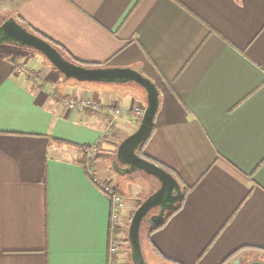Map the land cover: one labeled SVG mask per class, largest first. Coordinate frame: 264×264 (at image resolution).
Listing matches in <instances>:
<instances>
[{
	"label": "crops",
	"instance_id": "1",
	"mask_svg": "<svg viewBox=\"0 0 264 264\" xmlns=\"http://www.w3.org/2000/svg\"><path fill=\"white\" fill-rule=\"evenodd\" d=\"M15 15L67 60L133 69L158 88L143 154L191 191L148 236L152 264L264 263V0H18ZM29 66L0 49V264H109L111 205L86 151L114 185L146 92L16 72L40 74ZM79 99L127 115L111 124L64 106Z\"/></svg>",
	"mask_w": 264,
	"mask_h": 264
},
{
	"label": "water",
	"instance_id": "2",
	"mask_svg": "<svg viewBox=\"0 0 264 264\" xmlns=\"http://www.w3.org/2000/svg\"><path fill=\"white\" fill-rule=\"evenodd\" d=\"M0 37V45L28 48L40 53L67 80H75L79 83L134 84L146 92L147 106L144 116L138 129L118 147L113 170L122 176L143 172L160 182V188L134 213L127 235L132 263L147 264L141 242V228L144 220L151 211L158 210V213L150 218L148 228L149 230L159 228L164 224L167 215L173 212L183 199L182 187L171 173L137 154L151 133L159 110L158 88L151 80L133 69L87 68L77 65L67 60L51 43L19 24L15 18L8 19L0 27ZM241 263V259H237L231 264ZM250 264L264 263L252 262Z\"/></svg>",
	"mask_w": 264,
	"mask_h": 264
},
{
	"label": "rangeland",
	"instance_id": "3",
	"mask_svg": "<svg viewBox=\"0 0 264 264\" xmlns=\"http://www.w3.org/2000/svg\"><path fill=\"white\" fill-rule=\"evenodd\" d=\"M18 0H0V23L4 19L8 18H16L15 15V8ZM5 53L11 55L15 58L16 62H21V65H29L28 68L34 69L33 66L38 69L40 74L33 73V77L37 78L38 80L44 81V78L47 74L46 71L50 69V71H57L47 60L44 58L40 53L28 49V48H19V47H9L3 49ZM60 77L62 79L63 85L67 84H75L79 83L75 80H67L64 76L60 74ZM128 85V84H126ZM138 129V128H137ZM135 129L134 132L137 130ZM118 136V135H117ZM118 137H116L117 139ZM122 140V138L120 139ZM99 155V150L97 151ZM97 156L95 157V159ZM114 160H116L114 158ZM113 160V161H114ZM112 172V167H111ZM112 177H114V185L116 184L118 191L120 192V195L123 198V201L125 203V212L128 215L127 218H124L122 220L120 229L122 231L119 238V251L118 255L116 256V260L118 264H133L132 260L130 258L131 250L130 245L125 243V239L128 235V230L131 223V218L133 217L136 210L139 208V206L148 199L153 193H155L160 188V182L150 177L143 172H135L131 175L122 176L117 173L112 172ZM121 191H120V190ZM158 213V210H153L150 212L148 217L144 220L141 228V242H142V252L145 257L147 264H152L150 253H152L148 246V222L150 218H152L154 215ZM243 264V263H241Z\"/></svg>",
	"mask_w": 264,
	"mask_h": 264
},
{
	"label": "built area",
	"instance_id": "4",
	"mask_svg": "<svg viewBox=\"0 0 264 264\" xmlns=\"http://www.w3.org/2000/svg\"><path fill=\"white\" fill-rule=\"evenodd\" d=\"M16 72L20 74L27 72L28 75L33 76L32 71L30 70L23 71L22 68H16ZM64 106L69 110H74L78 112L91 111L94 113H98L103 117L110 119L111 124L114 121L118 120L119 118L127 115V111L124 108L115 107V106H105L101 103L92 102L87 99L66 100L64 102ZM132 113L136 117L142 119L145 110L137 108L133 110ZM97 151H98L97 148H92L86 151L89 163H87L85 168L89 175V178L97 186L99 191L103 195H105L110 201L111 207H110L109 264H118L115 261V259L116 256L118 255L120 240L116 235V230L120 228L121 222L123 220L125 213V203L116 186H114L110 181H104V180L102 181L94 177V171L90 165V162H93V160L97 156L98 154Z\"/></svg>",
	"mask_w": 264,
	"mask_h": 264
},
{
	"label": "trees",
	"instance_id": "5",
	"mask_svg": "<svg viewBox=\"0 0 264 264\" xmlns=\"http://www.w3.org/2000/svg\"><path fill=\"white\" fill-rule=\"evenodd\" d=\"M19 23H20V21H18ZM21 25H23L22 23H20ZM24 26V25H23ZM24 27H26V26H24ZM31 33H33V34H36L37 36H39V37H41L42 39H44L45 41H47V42H49V43H51L55 48H57V50L63 55V53H62V51L54 44V43H52L51 41H49L48 39H46L45 37H42V36H40L38 33H36L35 31H31L28 27H26ZM69 61H71V62H73V63H75V64H77V65H80V66H83V67H87V68H104V67H99V66H95V65H87V64H84V63H78V62H74L73 60H70L69 59ZM139 127V124H138V126L136 127V129ZM153 131H154V125H153V127H152V130H151V133L149 134V136H148V138L146 139V141L144 142V144L142 145V147L139 149V151L137 152V154L140 156V157H142V158H144V159H146V160H148V161H150V162H152V163H154V164H156V165H158V166H160L161 168H163V169H165L167 172H169V173H171L177 180H178V177L175 175V173L173 172V171H171L170 169H168V168H166V167H164V166H161V165H159L158 163H155V162H153V161H151L150 159H148L144 154H143V151H144V146H145V144L148 142V140L150 139V137L152 136V134H153ZM134 133V132H133ZM59 145H68V143H64V142H57ZM87 151H88V149H87ZM87 163H89L88 161L86 162V164ZM92 162H90V165H91V167H92ZM178 182L180 183V185H181V187H182V190H183V199H182V201H181V203L175 208V210L173 211V212H171L170 214H168L167 215V217H166V220H165V222H164V224L162 225V226H160L159 228H157V229H155V230H149L148 231V236H150V235H152L155 231H157V230H159L160 228H162L178 211H180L181 210V208H182V206H183V204H184V202H185V199H186V197L188 196V194H189V192L191 191V188L190 187H188L187 185H184L180 180H178ZM120 193V192H119ZM131 220H132V218H131ZM121 233H122V231H121V229L120 228H118L117 230H116V235L118 236V237H120V235H121ZM125 243H127V244H129V242H128V239L126 238L125 239V241H124ZM236 254H233L231 257H229L224 263H222V264H229L230 263V261L233 259V257L235 256ZM130 258H131V255H130ZM132 260V259H131ZM115 261L117 262V260L115 259Z\"/></svg>",
	"mask_w": 264,
	"mask_h": 264
},
{
	"label": "flooded vegetation",
	"instance_id": "6",
	"mask_svg": "<svg viewBox=\"0 0 264 264\" xmlns=\"http://www.w3.org/2000/svg\"><path fill=\"white\" fill-rule=\"evenodd\" d=\"M10 19V18H8ZM8 19H4L1 23H0V27L8 20ZM16 19V18H15ZM17 20V19H16ZM18 21V20H17ZM19 23V22H18ZM20 24V23H19ZM0 42H1V37H0ZM9 47H15V46H11V45H0V49H5V48H9Z\"/></svg>",
	"mask_w": 264,
	"mask_h": 264
}]
</instances>
